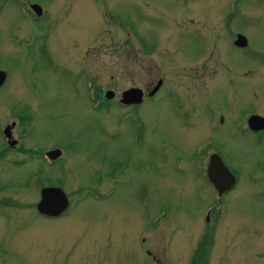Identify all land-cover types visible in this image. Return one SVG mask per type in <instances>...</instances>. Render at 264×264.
I'll return each mask as SVG.
<instances>
[{
  "label": "rangeland",
  "instance_id": "374dc122",
  "mask_svg": "<svg viewBox=\"0 0 264 264\" xmlns=\"http://www.w3.org/2000/svg\"><path fill=\"white\" fill-rule=\"evenodd\" d=\"M13 1L18 5L12 6ZM30 3L50 11L56 25L49 26L50 19L47 26L30 25L24 17ZM0 4V69L9 77L0 92V105L11 106L20 98L36 111L32 129H37L41 146L57 145L62 151L61 164L44 174L57 173L55 180H63L73 202L68 214L57 220L30 211L20 212L22 218L16 220L0 219V244L9 254L4 257L6 264H191L205 233L209 247L205 250L204 244L200 253H208V264H264V144L248 149L231 122L242 105L252 111L264 109L259 105H264V61L260 60L264 0H0ZM228 15H233L231 28L249 38L246 64L251 75L244 93L248 104L242 92L233 103L224 96L236 83L234 76L244 61L234 48L220 47L221 42L225 83L212 86L207 98L230 121L224 139L227 147L221 152L239 171L236 188L218 199L204 185L190 166L195 164L189 154L193 136L182 137L172 110L175 103L159 93L139 115L153 152L148 196L139 202L119 186L108 200L92 199V189L79 185H90L94 171L106 170L108 162L119 160L132 185L146 184L147 155L140 147L128 149L125 133L115 135L119 112L114 106L96 111L84 104L82 77L76 71L85 67L96 85L117 94L132 86L146 91L163 78L161 93L173 87L186 95L187 105L194 106L203 95L201 83L212 78L211 25L219 29L228 23ZM196 32L198 37L185 35ZM44 34L53 43L51 56L57 64L53 70H43L44 64L35 57ZM25 35L28 38L23 39ZM195 49L209 62L199 59L192 52ZM202 64L205 79L197 72ZM224 131L203 122L197 134H207L216 143ZM136 160L142 161V172L132 169ZM61 168L69 174L64 176ZM26 172L1 161L0 185L7 188H1L0 198L11 194L36 199L34 191L25 188ZM107 181L96 190L110 191L112 180ZM200 258L199 264L204 256Z\"/></svg>",
  "mask_w": 264,
  "mask_h": 264
},
{
  "label": "flooded vegetation",
  "instance_id": "af4514ba",
  "mask_svg": "<svg viewBox=\"0 0 264 264\" xmlns=\"http://www.w3.org/2000/svg\"><path fill=\"white\" fill-rule=\"evenodd\" d=\"M33 4L34 3L28 4L27 10H25L24 12V17L28 20V23L30 25L35 24L40 26H47L49 25V19L51 20V25L49 26H53L54 24L56 25V20L50 11L47 12L40 5H38L40 9H38V11H35L31 7ZM1 5L2 4H0V11L3 10V7H1ZM17 5V1H13L12 6ZM15 9L18 11V8ZM232 19L233 15H228L225 19L228 23L220 24L219 29L215 28L219 25H211V34L213 38L210 55V63L213 65V68H211L212 78H210V81L206 84L201 83V87H199V89L201 90V94L203 95L198 99L199 101L197 102V104L193 103L194 106L187 105L186 102L189 101L186 100V95L181 92L180 95L175 91V88L173 87H169L167 90L161 93L162 88L164 87L163 78H159L156 81L157 83L159 80H161V85L153 95H149V93L153 90L156 83L146 91H144L141 87L132 86L121 90L117 94V92L113 89L102 90L101 87L96 85L94 78L89 76L85 67H82L81 69L76 71V73L82 77L81 93L84 104H86V106L90 109L92 108L96 111H101L104 109L109 110L111 106H114L119 112V114H117L118 118L115 121V126L117 127L115 135L118 136L125 133L130 142V146L128 149H137L138 147H140V151L145 152L147 155L145 160V173H147L146 176H148V182L146 181V184L141 183L138 186L132 185L130 181L127 180L126 169L122 170L121 162L119 160L115 162H108V168L106 170L96 169L94 171V176L91 177L92 182L90 185H79L83 188L88 187V189H92V199L96 201L108 200L112 195L115 194L116 188L119 186L125 187V189L131 192L135 199H137L139 202H143L148 196V188L149 185L151 186L150 182L153 172V152L150 138H148L149 131H147V129L145 130L143 124L139 122V115L140 109L145 104L149 103L151 99L155 98V96L159 93L165 94V97L175 103L172 106V110L174 112V116H176L177 121L179 122V128L181 130V133H183L182 137H184L185 134L193 136L192 138L194 147L192 146V150L189 154H191L190 157H194L195 164L194 162H192L193 165L190 166H193V169H195L199 176L204 179V185L208 186L210 190L215 192L218 199L225 193L236 188L238 184L237 176L239 174V171L237 172V167L232 166L231 163L224 159V156L221 152L223 147H227L224 139L227 137V126L230 121L228 122L227 118L221 112H218L216 109L214 110L213 104L210 101V97L207 98L209 90L212 86L218 83H225L224 73L221 70L225 69L226 63L220 58V54L221 56H224V51L220 50V47L225 44L228 48H234L235 50H237V52L241 55L242 61H244V68L242 67L241 71L235 74L234 79L236 83L232 85L229 91L225 92L224 96L227 101L233 103L237 99L238 94L242 92V100L244 103L248 104V98L246 99L244 93L247 91L249 77L251 75V72L247 67L248 62L250 61L251 52L249 46V38L244 32L234 31L233 28H231L229 22ZM178 31L183 32L182 30ZM26 35L24 37L22 36V38H28ZM185 35L198 37L199 33H188ZM201 36H203L202 33ZM238 36H241L244 39L240 44L237 45L235 44V41L237 40ZM46 39H48V37L45 34L41 35V38L39 37V44L36 49L35 57L37 61L44 64L43 70H53L57 65L56 61L51 56V53L54 55L52 49L53 43L52 41L51 43L48 42V40ZM220 42L221 45L218 49ZM192 52L198 54L201 51L199 49H195L192 50ZM198 57L199 59H203V61L205 62L206 60L209 62V60L206 59L205 55L203 56V54H198ZM217 57H219V59H216ZM255 58L257 59V57ZM260 60L264 61V55L260 57ZM200 69L204 71H200ZM0 71L5 73L3 83L0 86L1 92L6 85L9 77L8 73L5 70L0 69ZM197 72L198 76H203L204 79L205 77H207L204 65L203 67L199 66ZM201 80L205 81L203 79ZM238 81H240L241 85H239ZM131 88L139 89L141 91L142 95L139 102H133L129 104L123 103V93ZM106 91H112L114 93V96L109 100L105 99L104 97ZM14 102H17L18 104L16 103L17 105L13 104L11 106H8L5 103L3 105H0V162L2 161L4 166L11 167L16 170L27 169L28 172H26L27 177L25 180V188L29 192L34 191L33 194L37 195V198L23 200L18 195L9 194L6 196L5 194L4 197L0 198V219L10 221L9 219L12 218H15L14 220L22 218L20 212L23 211L36 213L38 217L48 220H57L65 217L72 207V198L70 199V196L65 193V190L63 189L64 184L62 183L63 180H55V175L57 173L54 172L55 174H52L49 177H46L44 174L46 171L53 172L55 169H57V166L61 164L62 151L57 147V145L49 148H43L41 146L42 143L36 136L37 129H32V124H34L33 115L36 113V111L33 112V108H31L30 106L28 107V105H26L25 102H23L20 98H17ZM259 105L260 107L264 108L263 104ZM18 108H20L21 111H19ZM246 108V105H242V108L238 107V110H236V119L231 122L233 123V127L236 129L237 135L240 139L245 141L246 147L248 149H250V145L261 147L264 144V129L252 130L249 124V119L252 116H257L264 119V109L252 111ZM203 122L206 123L208 127L211 126L214 129H219L221 132L225 129V134L222 136V139L219 142L215 143V140L212 137L207 136V134H197V131L201 123ZM37 125L38 124L36 123L34 126L36 127ZM55 150H59L60 153L57 155L51 153ZM9 154H13L15 156L10 157L8 156ZM216 157L220 159L223 166L233 176L234 179L232 186L220 196L217 194L218 188L215 186L216 184L209 180L208 175V169L211 164V159L213 158L214 160H216ZM105 159L106 157L103 158V161ZM141 162V160H136L135 165L133 164L132 169H134L135 172H137L138 170L142 172V168L140 167ZM213 167L215 169L214 174L218 176L216 182L221 189H224V186L227 185L226 176H228L229 180V175L219 169L215 162H213ZM61 170L62 173H64V176H67L69 174V171L66 168H61ZM93 180L96 183H94ZM107 180H112V187H114L115 189L111 187L110 191L104 193L97 191L96 187H100L101 182ZM31 182L33 183V185L31 184ZM1 186L2 184L0 185V190L4 187L7 188V186ZM79 186H77V188H80ZM43 188H59L65 193L68 205L67 208L59 215L46 216L38 211L37 204L40 201V193ZM7 252L8 251L5 250L0 244V264H6L4 261V257H9V254ZM67 255L65 257H67Z\"/></svg>",
  "mask_w": 264,
  "mask_h": 264
},
{
  "label": "water",
  "instance_id": "95a60500",
  "mask_svg": "<svg viewBox=\"0 0 264 264\" xmlns=\"http://www.w3.org/2000/svg\"><path fill=\"white\" fill-rule=\"evenodd\" d=\"M32 9L35 11H38L40 7L38 5L33 4ZM244 38L241 36H238L237 40L235 41V44H240ZM5 73L0 71V86L3 83ZM161 85V80H159L156 85L154 86L153 90L149 93V95H153L160 87ZM141 91L139 89H128L126 90L123 95H122V102L123 103H133V102H139L141 98ZM114 96V93L112 91H106L105 92V98L106 99H111ZM249 124L251 126L252 130H260L264 129V119L257 117V116H252L249 119ZM53 154H59V150H55L51 152ZM213 162L216 163L219 169L224 171L229 175V180L228 176H226L227 179V185L224 186V189H221L218 183L216 182V179L218 176L214 174V167H213ZM208 175H209V180L216 184L215 186L218 188L217 194L220 196L222 195L227 189H229L232 184H233V176L226 170V168L223 166L222 162L218 157H216V160L213 158L211 159V164L208 169ZM68 202H67V197L65 193L59 189V188H43L40 193V201L37 204V209L38 211L46 216H57L61 212H63L67 208Z\"/></svg>",
  "mask_w": 264,
  "mask_h": 264
},
{
  "label": "trees",
  "instance_id": "16d2710c",
  "mask_svg": "<svg viewBox=\"0 0 264 264\" xmlns=\"http://www.w3.org/2000/svg\"><path fill=\"white\" fill-rule=\"evenodd\" d=\"M206 234L207 233H205L203 235V237L199 243V249L197 250V252H195L193 254V256H192L193 259L191 260V264H199V262H200L199 259H201L200 257H203V256H204L203 263H200V264H208V262H207L208 253L205 252L203 255L200 253V250L204 246V244H205V250H206V247H207V249L209 247L208 244L205 242L206 241L205 237L207 236ZM205 257H206V260H205Z\"/></svg>",
  "mask_w": 264,
  "mask_h": 264
}]
</instances>
